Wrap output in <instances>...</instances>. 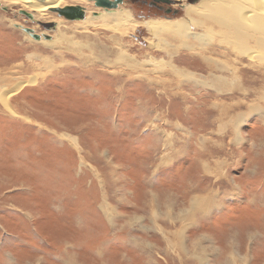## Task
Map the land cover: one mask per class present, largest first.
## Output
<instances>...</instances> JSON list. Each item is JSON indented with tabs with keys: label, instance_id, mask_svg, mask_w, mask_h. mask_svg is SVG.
I'll use <instances>...</instances> for the list:
<instances>
[{
	"label": "rangeland",
	"instance_id": "1",
	"mask_svg": "<svg viewBox=\"0 0 264 264\" xmlns=\"http://www.w3.org/2000/svg\"><path fill=\"white\" fill-rule=\"evenodd\" d=\"M201 1L173 0L180 10L170 17L126 1L115 10L130 12L108 26L104 8L73 2L87 7L92 24L84 31L73 28L83 20L0 0V80L8 79L0 87L35 77L9 97L17 116L0 100V264H236L235 257L237 264H264V61L217 36L204 45L197 38L204 29L194 24L187 36L162 33L173 50L160 51L144 25L173 22ZM254 2L246 3L247 13L256 11ZM121 26L129 31L115 33ZM24 27L51 39H34ZM72 38L91 49L70 50L65 43ZM251 45L250 52L262 53ZM150 59L191 75L136 65ZM228 123L233 138H218ZM184 128L192 142L182 149L174 141ZM213 157L226 162L216 166L226 173L217 188L242 192H229L227 209L209 227L211 219L201 226L197 212L216 204L212 194L202 195L208 179L221 183L222 173L211 168L222 163ZM194 199L185 247L171 250L167 237L181 224L179 209H190Z\"/></svg>",
	"mask_w": 264,
	"mask_h": 264
},
{
	"label": "bare ground",
	"instance_id": "2",
	"mask_svg": "<svg viewBox=\"0 0 264 264\" xmlns=\"http://www.w3.org/2000/svg\"><path fill=\"white\" fill-rule=\"evenodd\" d=\"M84 1L85 0H72V3L73 2H84ZM10 2L15 3V4H20L24 7H27L28 9H31V10L37 12L38 14L46 13L47 11H49L50 8L64 7L66 5H69V4H65V5L61 6L62 2H64L63 0H10ZM249 2H250V0H202L201 2L198 3L197 6H187L185 13H184V17H182L180 19L174 20L173 22L172 21L169 22V21H165V20H158V19H154V20L149 19L146 22H144V25L147 27V29L150 31V33L154 36V38H157V43H155V47L160 51L165 52L166 50H169V49H170V51L173 50L172 44H170V41H168L162 35V33H166V32L172 33V35H174V38H177L179 36L180 37L187 36L186 33L189 31V29L192 28L191 27L192 24H194V26L201 27L204 29V31L202 33H200L197 37L199 39V41H201L202 43H205L204 45L210 43V42H208V40L212 41V40L216 39L215 36H217V37L223 38L222 40L219 38L220 39L219 43H225V44L227 43L226 45L229 48L233 49L234 51H238V52H240V54L246 55L247 57L252 58V59H258L259 62H262V61H264V15L260 12V10L264 9V4H263L264 0H255V2L253 3V6L256 8V11L252 9V12L247 13L246 8L248 7L247 5ZM246 3H247V5H246ZM122 12H123V14L121 13V11L119 12L118 10H113V11H106V13L101 14L102 19L105 22H107L106 26H108V20L111 24H114V22L112 23L111 20L115 19L117 21H120L118 19H120V18L122 19L124 17L123 15H127L130 11H124L123 10ZM123 23H119V24L121 25ZM211 23L218 25L220 30L218 32H214V29H212V27L208 26V24H211ZM91 24L92 23L86 21V17H85V19H83V21L80 24H78V26L74 25L73 28L76 30L84 28L85 29L84 31H87L89 29V27L91 26ZM123 27L124 26H121L120 30L118 32H115V33L122 35V34L127 33V31H129V28L127 30H126V28H124L126 31H124V30L122 31L121 28H123ZM74 33H75V31H74ZM76 40L77 39H74V38L68 39L69 42L66 41L65 44L69 47L70 50H74L75 52L82 51L81 46L86 47V49L87 48L91 49L92 44L88 43V41H87V43H82V42H79ZM251 41L253 42V45H251V46H254V47L256 46V48H258L262 52L261 54H258L257 52H254L256 54H253V51L252 52L249 51L250 49H248L247 44H249ZM152 43H154V42H152ZM53 44L55 45V42ZM83 44H86V45H83ZM173 46H174V44H173ZM86 56L91 58V55L89 56V54H86ZM30 57H33V56H30ZM172 57H173V55H172ZM172 57L170 58L171 61H172ZM206 59H207V61L209 60L208 58H206ZM209 61H211V60H209ZM145 64H151V65L157 66L159 68H161V66H164V65L173 67L171 62L163 60V59H160V60L150 59L148 61H141V62L137 61L136 65L141 66V65H145ZM162 64H164V65H162ZM48 66H51V65L47 64V67ZM172 67H169V68L174 69L173 72L175 74L177 72V73H180L181 75H187V76L191 75V73L189 72L190 71L189 69L181 70L177 67H173V68ZM2 77H4V74L1 70L0 71V79H2ZM34 78L35 77H31L27 81L18 82L16 84H14L12 87L7 88L4 85L0 87V100L2 101L1 103L5 107V110L7 111V113H10V114L17 116L18 112L14 111L13 105L9 101V97L13 93L18 92L23 87V85H25L27 83H34L35 82ZM7 80L8 79H4L2 81L0 80V82L1 83L2 82L8 83V82H6ZM256 108L254 107L251 109L257 111L258 109H256ZM60 136L62 138H64L63 136H65V135L60 134ZM239 138L237 137L236 140H238ZM67 140H69L75 147H78V148L80 147V145L77 143L76 137L69 136V138L67 137ZM104 199H105V197H104ZM197 203H198V201H196L194 199V201H192V205H191L190 209L184 208V206L180 207L178 215H180L179 221H181V222H179V223H181V224L177 228L178 230L173 231V233L171 234L172 237H169V238L167 237L168 246L172 245L171 246L172 248L169 247L171 250L172 249L177 250V248H180V246H182V248L185 247V246H183L184 241L182 240V237H183L182 232L184 231L186 224L189 222L190 216L193 215L192 207H194ZM105 205L101 204V209H103V211L105 213L106 212L111 213V210ZM188 212H191V214H189ZM169 215H170V213H169ZM187 215H189V216H187ZM109 216L111 218L112 215H109ZM153 216H154V218L157 217V216L155 217L154 213H153ZM170 218H171V216H170ZM186 247H187V245H186ZM200 247L201 246H198V243L195 246L196 250H198V248H200ZM166 249H168V248H166ZM193 253L196 255L197 252L194 251ZM198 255H197V257H198ZM232 260L234 261V263L237 264V262H238L237 257L232 258ZM243 260H244V257H243ZM243 260H241V262H243Z\"/></svg>",
	"mask_w": 264,
	"mask_h": 264
},
{
	"label": "crops",
	"instance_id": "3",
	"mask_svg": "<svg viewBox=\"0 0 264 264\" xmlns=\"http://www.w3.org/2000/svg\"><path fill=\"white\" fill-rule=\"evenodd\" d=\"M179 123L181 125L183 122L180 121ZM185 126H187V125L185 124ZM227 126H229L228 129L226 130L228 133L219 134L218 138H228V139L229 138H233L232 135L235 132H234L233 129H230V128H232V126L230 125V123H228L226 125V128H227ZM182 132H183L182 137H180L179 141H174V144L175 145L178 144V143L182 144L181 147L183 149V145L184 144H188L189 142H192V140L190 139V137H188L189 136V130L188 129L184 128V130H182ZM213 133H217V132H213ZM236 133L240 134V131L238 130ZM230 134H232V135H230ZM230 136H232V137H230ZM241 137L243 138L242 134H241ZM175 142H177V143H175ZM223 143L226 144L225 142H223ZM200 146H201V144L199 143V147ZM188 147L189 146H187V148ZM178 151H180V150L178 149ZM183 153H184V158L185 159L188 158L187 157L188 156L187 152L186 151H183ZM213 158H216L214 160H217V161H219L218 163H222V164H219V165L215 164V166L213 168H211V170H216V172H217V171L220 170V168H217V167H219V166H226V162L224 160H221L219 157H213ZM210 161L211 160H207V163H209ZM180 164H183V163L180 162ZM220 172L221 171H219L217 173H220ZM221 173L223 175V176H221V178H222L221 179V183H216L215 179H213V178H212V180L211 179H208L211 184H209V186L207 188H205L204 191L201 190L203 192H205V191L207 192L206 194L202 193V195L208 196V195L212 194L213 197L216 198V204L209 211L204 212V210H202V211L200 210V211L197 212V213H199L200 215L203 216L202 217V220H205V221H202L201 222V226L203 225V223L208 222L207 219L210 218L211 219L210 220L211 224L209 225V227H213V225H214L213 223L216 222V221H212V219L215 218V216H216L217 213H220V214L222 213V215H223L224 212H225V210L227 209L226 200H228V197H231V194H229V192H242V189L240 191L237 188H236V190H234V191L232 190L231 191L230 189L235 188L233 186L230 187V188H227V187L222 188V185H219L220 187L217 188V185L224 183V181L226 179V173H225V171H222ZM201 177H203V176H201ZM203 178H205V177H203ZM225 206H226V208L224 209ZM217 215H219V214H217ZM222 215H221V217H222ZM205 227H206V225H205Z\"/></svg>",
	"mask_w": 264,
	"mask_h": 264
},
{
	"label": "water",
	"instance_id": "4",
	"mask_svg": "<svg viewBox=\"0 0 264 264\" xmlns=\"http://www.w3.org/2000/svg\"><path fill=\"white\" fill-rule=\"evenodd\" d=\"M90 1H95L96 7H102L106 11H113L118 7L117 2L112 3L110 0H90ZM163 1L166 3H172L173 2V0H163ZM193 1H195V0H193ZM3 9L7 10L6 7H3ZM76 9L78 10V14H74V15L72 14V10H74V7H72V6L50 8V11L57 12L59 16H62L67 20H83V19H85V17H86L85 9L82 6H78V7H76ZM20 13L25 14L26 16H28L32 20L34 19L33 13H30V12L23 10V9L20 10ZM94 15L97 16L98 13H96ZM45 26L48 29H50L51 27L55 28L56 22L51 23V24H45ZM24 31L28 32L34 39H37V40H41L42 37H44L45 39H51L50 35L38 34L35 32V30L33 28L24 27Z\"/></svg>",
	"mask_w": 264,
	"mask_h": 264
},
{
	"label": "flooded vegetation",
	"instance_id": "5",
	"mask_svg": "<svg viewBox=\"0 0 264 264\" xmlns=\"http://www.w3.org/2000/svg\"><path fill=\"white\" fill-rule=\"evenodd\" d=\"M90 1V0H88ZM112 3H118V7L116 9H118L119 7H121V5H123L126 1H131V0H110ZM136 2H140L143 5H148L150 8H154L157 9L160 12H164V14L168 17H170L173 13H176L178 10H180V8H175V6L172 3H166L163 0H135ZM95 6V1H91ZM67 6H74V10H72V14H78V10L76 9V7L78 6H82L85 9L86 15L88 13L87 7L83 4H69ZM174 8V9H173ZM182 8V7H181ZM177 9V10H176ZM92 13L96 14L99 13L96 9L95 11H93ZM74 21V20H72ZM54 22H47L45 24H51Z\"/></svg>",
	"mask_w": 264,
	"mask_h": 264
}]
</instances>
